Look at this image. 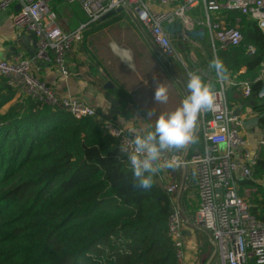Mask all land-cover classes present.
<instances>
[{
	"label": "trees",
	"instance_id": "16d2710c",
	"mask_svg": "<svg viewBox=\"0 0 264 264\" xmlns=\"http://www.w3.org/2000/svg\"><path fill=\"white\" fill-rule=\"evenodd\" d=\"M225 14L230 25L239 19L243 42L216 58L228 80L252 82L264 64V32L250 17ZM121 17L87 25L84 42ZM248 46L256 50L251 58ZM262 90V81L252 82L243 100L255 115H264ZM15 94L0 76V264H179L168 237L171 199L157 183L162 171L150 188H139L103 121L75 119L29 98L3 110ZM251 171L240 188L255 189L246 199L249 213L264 221V148ZM189 191L193 200L188 195L186 205L195 211L197 196Z\"/></svg>",
	"mask_w": 264,
	"mask_h": 264
},
{
	"label": "built area",
	"instance_id": "2783aa9c",
	"mask_svg": "<svg viewBox=\"0 0 264 264\" xmlns=\"http://www.w3.org/2000/svg\"><path fill=\"white\" fill-rule=\"evenodd\" d=\"M74 4L79 6L86 24L67 30L64 28V20L67 19L60 18L55 8ZM198 7L201 13H193ZM119 8L122 10L118 14L127 15L148 31L151 42L163 56L180 63V53L197 46V39L185 37V31H203L214 59L218 52L242 44L239 19L235 18L230 25L227 12H237L254 19L264 32V0H0V13L14 9L13 26L35 36L40 57L46 49L53 51V62L62 79L69 76L66 55L81 37L84 28ZM175 25L179 26L180 32L170 34L165 30ZM255 53L253 47L246 48L249 58ZM0 76L18 91L19 99L29 98L60 108L75 119H96L93 108L77 99L58 96L32 75L31 65L25 59H0ZM207 78L208 83H213L216 88L213 92L215 104L212 109L201 111L199 149L194 147L191 153H187L184 146L168 155L163 153L160 161L161 164L184 169L179 187L168 183L164 185L162 176H158L159 185L171 199L168 237L173 242L178 263L185 264L179 195L194 190L197 209L191 217L195 225L208 234V242L213 249L207 264H264V221H257L250 215L246 200L255 189L240 188V181L251 177L258 153L264 148V125L254 131L253 142L250 143L248 132L242 129L244 118L239 115L241 109L229 107L227 102L229 88L239 89L241 98L246 100L252 82L264 83V64L252 82L227 80L221 84L214 72ZM205 116L209 118L205 119ZM101 121L109 135L118 139L120 151L128 160L131 152L128 142L135 134L104 120L103 116Z\"/></svg>",
	"mask_w": 264,
	"mask_h": 264
},
{
	"label": "crops",
	"instance_id": "0c3cea01",
	"mask_svg": "<svg viewBox=\"0 0 264 264\" xmlns=\"http://www.w3.org/2000/svg\"><path fill=\"white\" fill-rule=\"evenodd\" d=\"M13 13H14V9H12L11 11L7 13H0V59L6 60V61H13L17 58H21V59H25L29 61L31 65L32 75H34L37 79L39 78L40 81L42 80L45 84H47L49 88L53 92H55L58 96L76 98L82 101L83 103L86 102L85 104H87L89 107L99 110L103 117H105L107 114L110 115V110H109L110 103L107 101L105 93L102 92L103 89H102V86L100 85V80L98 77L99 74H97L94 69L95 73L93 74V76H91L89 75L88 70H86L87 67L93 68L91 63H88V60H89L88 57L82 54L77 49H74L73 54H72V59L66 58V67L69 72V76L67 77V79H62L59 76L57 67L54 65V62H53V51L51 49H46L44 55L40 57L38 55L39 51L37 48V40L36 39L33 40L32 38H29L30 36L29 33H26L25 31L17 30L13 26L12 20H11ZM193 13L195 14L201 13V8L198 7L194 9ZM81 18L82 17L78 16V18H75L72 26L66 27L65 25L64 28L67 30H73L77 28L79 24H86V18H85V21ZM68 19L69 17H67V20ZM138 39L139 40L136 41V45H137V49L135 52L136 55L134 53L132 62L124 51L115 48L113 50L115 54L117 55L115 54L113 55L114 61H113L112 67L109 69L107 68V72L112 75L114 80L117 82V84L121 88L122 92L125 93V95L127 96L126 104L132 105L129 108L126 107L128 111V116L131 119L125 120L122 117V113L119 111V114L114 115L115 117L119 118V120L115 122V125L116 123H118L120 126L123 125V127L124 126L129 127L131 126V124L132 125L136 124L137 127H139L142 130L143 125L145 126V123H147V121L148 123H150V126H154V121L156 120L158 115L173 111L177 107V101H175L176 105H173L170 108H168V105L166 103H163L161 106V109H159L157 114H152L151 113L152 109L150 110L145 109L144 113L142 114L141 113L142 110L139 111V108H137V105L134 102H137L138 105H141V104L143 105L145 103L150 102V100H147L145 97H148V95L152 97L157 86L162 85L166 87L168 91L172 90V87L170 84L171 83L170 81L171 72L164 73L162 70H164L165 68L163 67L162 69V66L155 63L154 62L155 60L153 58L151 57H150L151 59L148 58V56L144 54V51H146V48H148L149 50H154L157 56L159 55L160 57H163V55L159 52L158 49L154 47L151 40L148 39L146 36L142 35L141 39L139 37ZM205 41L208 43L207 37L205 36L203 37L202 40L197 39V46L195 48L190 49L189 51L186 50V52L196 51L197 49H199L200 45H202ZM208 46H209V43H208ZM169 66L170 65H167L166 67H168L169 69ZM209 68H210V64H209ZM212 72L213 71L211 69V73H209L210 76L212 75ZM243 72H244V69L240 71V74ZM167 77L169 78V80L167 79ZM175 81L176 83L179 84L181 88V92L183 93L182 95L186 96L187 92L185 90V87H184L185 85L183 84L182 80L176 77ZM115 87L116 86L114 85V89ZM231 89L232 88L228 89V92L230 93L231 98L233 99L232 101L229 100L231 107L234 109H242L245 107L249 111V115L246 118L248 119V118L254 117L255 114L253 112H250L251 111L250 108L244 104V101L241 98L239 89L237 88H236L237 90H231ZM109 94L112 96V98H114V96L110 92ZM19 98H20V94L17 91L13 100L8 105H6L3 108V110H5L10 104H14L18 100H20ZM139 98H143V99H140L139 101H137ZM117 100L119 99L117 98ZM132 107L136 109L134 110ZM199 115L201 117V113ZM123 127H120V128L122 129L125 128L124 130H126V127L124 128ZM149 127L146 124V128H144V130H147ZM128 132H134V130L133 131L131 130ZM195 137L197 138L200 137V122L198 120L196 122ZM195 144L196 143H191V144L186 145L185 146V148L187 149L186 152L191 153L195 147ZM173 150L175 149L165 152L164 154L168 155L172 153ZM165 168H161V171H162L161 176H162V181L164 185L169 183L170 180H172L170 178L171 175L168 177V174H167L169 168H172L173 169L172 171L178 172L179 181L181 183V180L184 174V169L182 167L175 168L172 166H167ZM191 191L195 193L194 190H191ZM188 195L191 197L190 200H193L190 191H188L187 193L185 192L179 195L180 203L181 205L184 206L187 214L188 213L193 214L195 211H191L190 209H188L186 205L187 204L186 197ZM183 235H186V237L188 236V238H186L187 240L188 239L190 240V238L194 242L196 240V239H193L192 234L184 232ZM186 239H185V244L187 245L186 254H185L186 264H197V260L199 261V264H203V260L199 258V256H197L196 244L195 245L191 244V242H187ZM196 242L198 241L196 240ZM211 255H212V252L211 254L208 255L204 264L208 263Z\"/></svg>",
	"mask_w": 264,
	"mask_h": 264
},
{
	"label": "rangeland",
	"instance_id": "374dc122",
	"mask_svg": "<svg viewBox=\"0 0 264 264\" xmlns=\"http://www.w3.org/2000/svg\"><path fill=\"white\" fill-rule=\"evenodd\" d=\"M55 10L58 13H60V18L67 19V17H69L68 20H64L66 23V27L72 26L75 18H78V16L82 17L81 19H83L85 21V17L81 13L77 4L60 6L58 8H55ZM107 21H109L108 18H107ZM238 26L240 27V30H241V23L240 22L238 23ZM83 34L84 33H82L81 37L76 42H74L73 47H72L71 51H69V53L66 55V58L72 59V54H73L74 49H77L78 51H80L84 55H85L84 51L86 50L87 51V57L89 55V56H91V58L93 60V62L91 60H88V63H91V65L93 66V69H95L96 73L99 74L98 77L100 80V85L103 86L107 81L111 82L113 85L116 86L115 89L110 91V93L114 96L113 99L117 100V98H119L121 100H127V97L123 96V92H122L121 88L119 87V85L117 84V82L114 80L112 75L107 72V68L108 69L111 68L113 61H114L113 55L115 54V52L113 50L114 48L112 47V45H115L116 46L115 48L124 51L127 54L128 58L132 62L133 55L137 49L136 41L139 40L138 37L141 39L142 35H144L148 39H150L148 31H146L143 27H141L136 22L131 21V19L127 15H123V17H121L119 22L113 24L112 26H109V27H106V28L99 30L97 33L90 36L87 39V42L86 41L84 42ZM154 47H155V45H154ZM131 48L133 49V51ZM155 48L157 49V47H155ZM144 54L146 56H148V58H150V57L153 58L155 60L154 61L155 63L162 66V69L164 67L165 69L162 70L164 73L165 72L166 73L171 72L170 73V81H171L170 84H171L172 90L168 91V100L166 102V104L168 105V108L172 107L173 105H176L175 101H177V107H178L181 100L185 97L184 95H182L183 93L181 92V88H180L179 84L176 83L175 78L177 77L178 79H181L183 84L185 85V83L187 81V74H188L187 72H195V70H197L198 72H196V73L200 74L203 79H206L209 76V73H211V69L209 68V64L214 59V56L211 52V48H210V46H208V43L206 41L202 45H200L199 49H197L196 51L180 53L179 56H180V59L182 60V63H180L179 61H177L174 58H168L165 56L160 57L159 55L157 56L155 54L154 50H149L148 48H146V51H144ZM115 55H117V54H115ZM135 55H136V53H135ZM65 64H66V61H65ZM182 64H184V66ZM167 65H170L169 69H168V67H166ZM167 79L169 80L168 77H167ZM41 82H43V81L41 80ZM46 86L49 87L47 84H46ZM101 86H100V88H101ZM102 92L105 93V91H103V90H102ZM228 97H229V95L227 93V102L229 104V107H231ZM135 98H136V96H135ZM145 98L147 100H150V102L145 103L143 105L142 104L138 105L137 102H134L137 105V108H139V111L142 110L141 113L143 114L145 109L146 110L152 109L151 113L157 114L159 109H161V106L163 103L155 101L154 100V94L152 97H150L148 95V97H145ZM74 99H76V98H74ZM140 99H143V98H139L137 101H139ZM18 102H19V100H18ZM85 103L86 102H84V104ZM119 103H120V106L116 107V110L118 112L120 111L122 113V117L125 120L131 119L128 116V111H127L126 107L129 108L132 105L131 104L127 105L124 103L122 104V102H120V101H119ZM156 104H158V105H156ZM85 105H87V104H85ZM132 108L134 109V107H132ZM244 108L241 109V111L239 112V115L243 118H246L249 115V111L247 110V108H245V109ZM250 112H252V111H250ZM207 118H209V117L205 116V119H207ZM105 120L112 123V124H115V122H117L119 120V118L115 117V116L112 117L109 114H107L105 116ZM197 120L199 122L201 121L200 115L198 116ZM146 124L148 125V127L150 126V123H148V121H147V123H145V126L143 125L142 130H144V128H146ZM116 125H118V127L120 126L118 123H116ZM120 127H123V125ZM124 127H126V126H124ZM130 129L132 131L134 130L133 133L135 135H138L142 132V130L139 127H137L136 124H134V125L131 124V126L126 127L125 131H127V130L131 131ZM139 130H141V131H139ZM195 130H196V128H195ZM194 143H196L195 149H199V146H198L200 143L199 137L198 138L196 137ZM172 170H173L172 168H169L168 173H167L168 177L171 175L170 178L172 179L169 181L168 184L169 185L174 184V185H176V187H179V185H180L179 174L177 171H172ZM157 183L159 184L158 180H157ZM178 209H179L182 221H183L182 235L184 232L192 234L193 239H196L198 241V242H196V240H195V242H194L191 238H190V240H192V241H190L189 239L187 240L186 238H188V236L186 237V235H183L184 236L183 237L184 244H185V239L187 240V242H191V244H194V245L196 244L197 256H199V258H201L203 260V264H204L208 255L211 254V252L213 250L212 247L209 245V242H208L209 236L207 233L203 232L201 229H199L195 225V220L193 219V217H191L192 214H189V213L187 214L184 206L180 205V203L178 204ZM186 249H187V245L185 244V250ZM185 259H186V256H185ZM185 264H186V262H185ZM197 264H199L198 260H197Z\"/></svg>",
	"mask_w": 264,
	"mask_h": 264
},
{
	"label": "clouds",
	"instance_id": "9594fccd",
	"mask_svg": "<svg viewBox=\"0 0 264 264\" xmlns=\"http://www.w3.org/2000/svg\"><path fill=\"white\" fill-rule=\"evenodd\" d=\"M112 47L115 49L116 46ZM210 68L221 84L228 80V69L219 57L210 62ZM184 87L187 95L178 107L171 112L158 115L154 126L143 130L128 142L131 148L128 160L139 188H150L153 177L159 173L161 167L168 166L160 163L163 153L195 142L199 114L214 107L215 96L211 85L205 82L200 74L189 72ZM154 100L166 103L168 89L162 85L157 86Z\"/></svg>",
	"mask_w": 264,
	"mask_h": 264
},
{
	"label": "water",
	"instance_id": "95a60500",
	"mask_svg": "<svg viewBox=\"0 0 264 264\" xmlns=\"http://www.w3.org/2000/svg\"><path fill=\"white\" fill-rule=\"evenodd\" d=\"M121 8L116 9V10H112L109 13H107L106 15H104L100 21L105 20L107 18H110L116 14H118L119 12H121ZM166 31H168L170 34H174V33H178L180 32V28L178 25L175 26H170V27H166L165 28ZM184 36L187 38H191V39H199L202 40L204 37V32L201 30L198 31H191V32H184ZM29 38H32L33 40H35V36L33 34H30ZM211 85V90L212 92L215 91V86L213 83L210 84ZM103 91H105V96L107 98V101L110 103V115H117L119 114V112L116 110V107L120 106V103L118 100L113 99L112 96L109 94L110 91H112L114 89V85L111 82H106L103 86H102ZM263 91L261 92L260 96H262ZM95 113H96V119L101 121L102 119V115L100 113L99 110L94 109ZM262 118H264L263 114L260 115H255L254 117L251 118H246L243 120L242 122V129L246 132H248V140L250 143L253 142V138H252V134L254 133V131H258L259 128V124L260 121L262 120Z\"/></svg>",
	"mask_w": 264,
	"mask_h": 264
}]
</instances>
